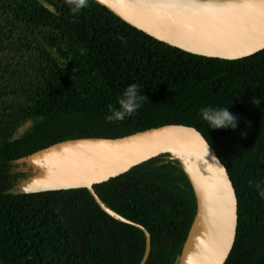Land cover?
<instances>
[{
  "label": "trees",
  "instance_id": "trees-1",
  "mask_svg": "<svg viewBox=\"0 0 264 264\" xmlns=\"http://www.w3.org/2000/svg\"><path fill=\"white\" fill-rule=\"evenodd\" d=\"M29 47L24 63L0 57V264H139V227L107 215L85 188L7 192L30 175L11 162L29 166L18 160L66 139L167 124L199 130L228 172L237 229L224 264H264V199L255 188L264 185V49L235 60L206 57L154 39L94 0L75 15L65 0H15L0 10V50L11 57ZM131 83L146 97L141 107L106 122ZM209 106H227L237 127L208 129L199 109ZM93 190L148 231L145 264H177L196 212L178 159L161 154Z\"/></svg>",
  "mask_w": 264,
  "mask_h": 264
},
{
  "label": "water",
  "instance_id": "water-1",
  "mask_svg": "<svg viewBox=\"0 0 264 264\" xmlns=\"http://www.w3.org/2000/svg\"><path fill=\"white\" fill-rule=\"evenodd\" d=\"M13 1L0 0V10ZM94 1L154 39L189 53L235 60L264 49V0ZM200 136L193 126L167 124L116 138L62 140L18 160L37 168L19 192L87 189L107 215L143 231L139 264H145L150 234L105 206L93 186L167 153L178 159L196 202L177 264H224L236 236L237 198L225 166L209 143L207 152Z\"/></svg>",
  "mask_w": 264,
  "mask_h": 264
},
{
  "label": "clouds",
  "instance_id": "clouds-1",
  "mask_svg": "<svg viewBox=\"0 0 264 264\" xmlns=\"http://www.w3.org/2000/svg\"><path fill=\"white\" fill-rule=\"evenodd\" d=\"M66 5L69 7V11L75 15L80 12L81 9L86 8L89 4V0H65ZM49 51L55 55V49H49ZM66 62V61H65ZM141 86L136 83L128 84L123 90L120 97L117 98V108L109 106V113L105 115L106 122L123 121L126 117L132 116L142 105V102L146 99L140 92ZM261 98H253L252 104L258 105ZM200 118L208 125V129H231L234 130L237 127L238 117L229 111L228 107H203L199 109ZM195 131V130H194ZM197 135H200L197 132ZM204 142L207 152L209 151L208 141L200 136ZM217 163L219 161L217 160ZM223 168V165H221ZM257 189V195L264 199V185L261 183L255 184Z\"/></svg>",
  "mask_w": 264,
  "mask_h": 264
},
{
  "label": "rangeland",
  "instance_id": "rangeland-1",
  "mask_svg": "<svg viewBox=\"0 0 264 264\" xmlns=\"http://www.w3.org/2000/svg\"><path fill=\"white\" fill-rule=\"evenodd\" d=\"M14 35V33H13ZM31 45V44H30ZM12 56H8L9 51L7 50H0V57H3L5 60L9 61L10 63H13V61H19L20 63L26 62L27 56L26 55H33V49L32 47H29L27 50L23 51L20 50V52H11ZM76 241L79 240V236L75 238ZM79 242V241H78Z\"/></svg>",
  "mask_w": 264,
  "mask_h": 264
},
{
  "label": "flooded vegetation",
  "instance_id": "flooded-vegetation-1",
  "mask_svg": "<svg viewBox=\"0 0 264 264\" xmlns=\"http://www.w3.org/2000/svg\"><path fill=\"white\" fill-rule=\"evenodd\" d=\"M11 165H12V169H16V170H18V171L25 172V173L30 172V175H28L25 179H23V181L26 180V179L29 178L31 175H33V174H35V173L37 172V168H35V167H33V166L29 165V164H28L29 166H26V167H23V166H19V167H17L16 164H15L14 162H11ZM23 181H21V182H19L18 184H16V185L12 186L11 188H9V189L7 190V192H12V191H13V192H15V193H18V192H19V187H20V185H21V183H22ZM77 246H78L79 248H81V244H80V243H78Z\"/></svg>",
  "mask_w": 264,
  "mask_h": 264
}]
</instances>
